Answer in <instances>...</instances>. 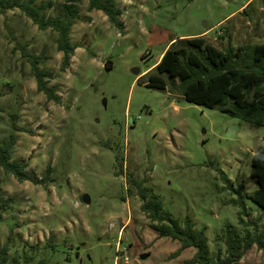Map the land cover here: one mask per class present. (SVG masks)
I'll list each match as a JSON object with an SVG mask.
<instances>
[{
  "label": "rangeland",
  "instance_id": "obj_1",
  "mask_svg": "<svg viewBox=\"0 0 264 264\" xmlns=\"http://www.w3.org/2000/svg\"><path fill=\"white\" fill-rule=\"evenodd\" d=\"M52 1L48 15L62 0ZM116 5L122 30L88 0L79 2L70 31L78 46L65 69L56 30L39 28L19 7L0 11V143L13 131L12 158L37 176L50 165L44 183L0 166V243L9 240V261L197 264L194 247L180 248L150 226L129 174L181 224L188 216L212 257L225 255L227 224L239 234L256 224L264 236V209L245 195L257 187L251 156L264 148V125L185 99L166 71L165 89L138 81L173 37L202 34L219 48L264 42V0ZM21 44L42 53L39 65L51 69L58 102L37 89ZM12 112L27 130L12 128ZM238 264H264V247L254 244Z\"/></svg>",
  "mask_w": 264,
  "mask_h": 264
},
{
  "label": "trees",
  "instance_id": "obj_2",
  "mask_svg": "<svg viewBox=\"0 0 264 264\" xmlns=\"http://www.w3.org/2000/svg\"><path fill=\"white\" fill-rule=\"evenodd\" d=\"M81 0H62L59 11L54 15L45 10L53 6V1L35 0H0V11L19 7L41 29L51 28L57 31L56 43L62 51L61 68L70 64L74 49L78 46L70 37L71 26L79 17ZM250 3V2H249ZM247 3L243 11L247 8ZM88 8L101 9L108 20L121 30L124 24L120 18L121 8L116 0H88ZM22 55L31 64L38 90L43 91L48 99L60 100L54 84L48 82L52 77L51 69L40 66L42 53L29 51L21 44ZM154 69V70H152ZM167 72L179 80L178 87L185 99L208 107H218L233 116L258 125H264V42L253 44L229 45L219 48L205 39L202 34L184 37H173L170 44L162 51L154 68L147 72L146 86L165 89L166 80L161 75ZM17 113H11L13 129L27 130L17 124ZM16 134L11 131L6 140L0 143V166L13 173L19 180L29 179L35 183H44L49 179L50 165L46 173L37 176L25 169V163L12 158ZM251 176L257 187L245 195L264 209V148L252 153ZM137 189L142 202L141 209L150 218V226L159 235H167L179 242L180 248L194 247L193 260L197 264H238L246 250L256 244L264 247V236L261 232L248 230L239 234L230 224L223 230L225 255L220 252L216 257L209 254L204 232L196 230L191 219L186 216L183 224L163 210L162 201L156 193L149 192L142 181L128 175ZM9 240L0 243V264H19L17 256L9 261ZM41 264L43 260H40Z\"/></svg>",
  "mask_w": 264,
  "mask_h": 264
},
{
  "label": "water",
  "instance_id": "obj_3",
  "mask_svg": "<svg viewBox=\"0 0 264 264\" xmlns=\"http://www.w3.org/2000/svg\"><path fill=\"white\" fill-rule=\"evenodd\" d=\"M157 60H158V58H157ZM134 71L135 72H138V68H135ZM82 199L84 200V202H87V203H89L90 200H91L90 199V195L87 192H85V193L82 194ZM145 255H146L145 253H141V256L142 257H144Z\"/></svg>",
  "mask_w": 264,
  "mask_h": 264
},
{
  "label": "crops",
  "instance_id": "obj_4",
  "mask_svg": "<svg viewBox=\"0 0 264 264\" xmlns=\"http://www.w3.org/2000/svg\"><path fill=\"white\" fill-rule=\"evenodd\" d=\"M187 36H189V35H187ZM160 55H162V52L160 53Z\"/></svg>",
  "mask_w": 264,
  "mask_h": 264
}]
</instances>
